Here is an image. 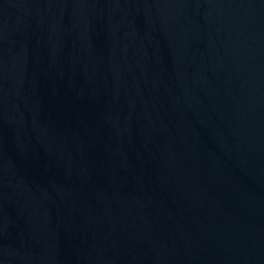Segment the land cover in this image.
I'll return each instance as SVG.
<instances>
[{
	"label": "water",
	"instance_id": "1",
	"mask_svg": "<svg viewBox=\"0 0 264 264\" xmlns=\"http://www.w3.org/2000/svg\"><path fill=\"white\" fill-rule=\"evenodd\" d=\"M0 264H264V0H0Z\"/></svg>",
	"mask_w": 264,
	"mask_h": 264
}]
</instances>
